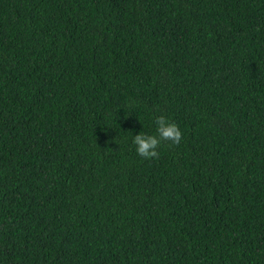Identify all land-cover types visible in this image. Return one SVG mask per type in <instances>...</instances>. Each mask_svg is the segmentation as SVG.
<instances>
[{"label": "trees", "instance_id": "16d2710c", "mask_svg": "<svg viewBox=\"0 0 264 264\" xmlns=\"http://www.w3.org/2000/svg\"><path fill=\"white\" fill-rule=\"evenodd\" d=\"M0 264H264V0H0Z\"/></svg>", "mask_w": 264, "mask_h": 264}, {"label": "clouds", "instance_id": "9594fccd", "mask_svg": "<svg viewBox=\"0 0 264 264\" xmlns=\"http://www.w3.org/2000/svg\"><path fill=\"white\" fill-rule=\"evenodd\" d=\"M156 135H148L139 132L133 136V143L139 156L145 159L159 158L157 149L162 142L170 141L178 145L183 139V134L178 125L170 122L165 116L155 118Z\"/></svg>", "mask_w": 264, "mask_h": 264}]
</instances>
